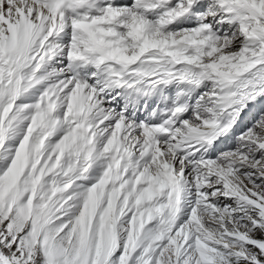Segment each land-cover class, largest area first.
I'll use <instances>...</instances> for the list:
<instances>
[{"label":"snow or ice","instance_id":"6c2138e0","mask_svg":"<svg viewBox=\"0 0 264 264\" xmlns=\"http://www.w3.org/2000/svg\"><path fill=\"white\" fill-rule=\"evenodd\" d=\"M0 264H264V0H0Z\"/></svg>","mask_w":264,"mask_h":264}]
</instances>
